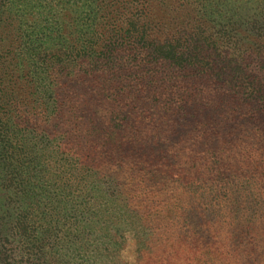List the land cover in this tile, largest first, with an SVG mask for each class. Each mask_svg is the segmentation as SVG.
<instances>
[{
    "label": "trees",
    "instance_id": "obj_1",
    "mask_svg": "<svg viewBox=\"0 0 264 264\" xmlns=\"http://www.w3.org/2000/svg\"><path fill=\"white\" fill-rule=\"evenodd\" d=\"M0 264H264V0H0Z\"/></svg>",
    "mask_w": 264,
    "mask_h": 264
}]
</instances>
